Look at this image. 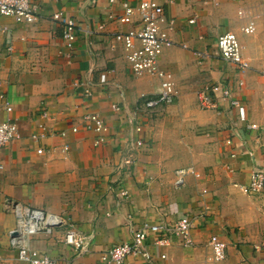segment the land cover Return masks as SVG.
Listing matches in <instances>:
<instances>
[{
  "label": "crops",
  "instance_id": "0c3cea01",
  "mask_svg": "<svg viewBox=\"0 0 264 264\" xmlns=\"http://www.w3.org/2000/svg\"><path fill=\"white\" fill-rule=\"evenodd\" d=\"M32 1L37 18L31 23L0 14V91L12 107L7 112L0 100V120H14L22 135L0 150L3 264H29L10 248L16 216L6 210V198L69 216L87 236L88 251L81 256L63 242L62 229L33 237V247L60 264H100L102 252L130 240L142 222L174 221L185 214L196 218L191 242L174 236L158 246L151 236L155 264H264V189L253 195L243 188L254 168L264 165V0H154L175 20L169 34L173 44L163 49L159 66L177 96L143 115L138 134L126 122L127 114L159 80L134 75L122 43L114 39L117 32L137 27V21L119 22V1ZM57 12L79 24L70 58L61 22L53 18ZM251 18L256 30L247 34L242 27ZM226 31L235 32L243 45L250 66L244 71L218 53L217 37ZM102 72L106 84L99 82ZM88 80L91 97L83 92ZM210 84L231 85L243 117L228 101L216 109L201 108L197 93ZM90 112L100 113L110 126L105 143H94L85 120ZM43 131L44 137L31 138ZM135 137L143 143L133 145ZM133 147L132 163L120 168L123 151ZM187 166L198 175H189L177 188L175 170ZM123 189L127 196H120ZM212 233L227 243L222 261L211 260ZM123 264L151 263L130 254Z\"/></svg>",
  "mask_w": 264,
  "mask_h": 264
},
{
  "label": "built area",
  "instance_id": "2783aa9c",
  "mask_svg": "<svg viewBox=\"0 0 264 264\" xmlns=\"http://www.w3.org/2000/svg\"><path fill=\"white\" fill-rule=\"evenodd\" d=\"M108 1L111 4L118 1L121 3L123 13L118 16L119 22L132 23L137 21V27L114 34V39L122 43L124 55L132 73L134 75L143 73L155 75L159 80L155 91L151 94L141 95L127 114L126 122L132 127L133 134H138L143 130L141 122L143 115L172 104L177 96L175 85L170 76L159 66V58L163 49L173 44L169 34L173 30L175 20L167 17L164 7L154 0H141L136 4H132L128 0ZM0 14L11 16L19 23H31L37 18L36 5L32 0H0ZM136 17L137 19H135ZM53 18L61 22L62 39L69 50L67 56L70 58L78 37L79 24L74 18L63 16L61 12L53 14ZM194 21V19L189 20L191 23ZM255 30L256 25L252 18L242 27V31L247 34H252ZM216 47L221 58L237 65L240 71L250 67L243 55V45L235 32L226 31L218 35ZM99 82L100 84L107 83L106 72L100 74ZM242 84L243 80H239V85ZM92 86L93 83L90 80L84 83L83 92L86 97L93 95ZM197 99L199 106L204 109H216L220 102L228 101L231 106L237 108L241 117L244 115L243 106L238 98L233 95L232 87L229 84H210L199 90ZM0 100L7 112L12 110L4 92L1 91ZM112 108L116 111L121 110L118 104H113ZM85 120L88 122L87 128L95 133L94 143L96 145L105 143L110 134V126L105 118L98 112H90L86 114ZM72 130L75 132L78 128L74 126ZM60 134L64 135L65 131ZM44 136L45 132L43 131L33 133L31 138L38 140ZM21 137L18 125L14 120H0V150ZM142 143L141 138L132 139V144L135 146ZM131 150L123 151L120 168L132 163L134 147ZM37 151L41 153L42 149ZM189 175H198L192 166L177 168L175 170L176 187L184 186ZM243 188L253 195L263 191L264 165L254 168L248 184H245ZM202 192L206 193L207 189L202 188ZM127 195V190H121L120 196ZM4 205L7 211L16 216L15 227L9 231V244L10 248L15 251L18 260L26 261L29 264H60L57 258L40 252L32 245V239L36 234H51L57 229H62L63 242L75 250L76 256H81L88 251L87 236L78 230L69 216L17 202L10 198L5 199ZM195 219V216L185 214L174 221H168L165 218H160L154 222L144 221L132 229L130 240L113 245L103 251L100 264H123L130 254H139L147 262L155 264L150 250L149 238L155 236L154 244L158 246L169 244L174 236L180 237L184 243H189L191 242L192 229L195 227ZM209 244L211 260L217 262L227 257V243L220 238L218 233L211 234ZM159 257L161 260H165L167 256L165 253H161ZM0 264H3L1 256Z\"/></svg>",
  "mask_w": 264,
  "mask_h": 264
}]
</instances>
